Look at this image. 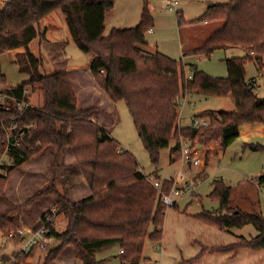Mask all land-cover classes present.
Returning a JSON list of instances; mask_svg holds the SVG:
<instances>
[{
	"label": "trees",
	"instance_id": "16d2710c",
	"mask_svg": "<svg viewBox=\"0 0 264 264\" xmlns=\"http://www.w3.org/2000/svg\"><path fill=\"white\" fill-rule=\"evenodd\" d=\"M113 9L112 0H8L4 7L0 5V86H7L2 56L25 48L31 65L28 81L0 93L20 103H28L29 96L25 92L32 89L40 92L44 99L41 107L34 106L21 117L12 102L9 111L0 105V159L7 150L1 132L3 121L18 117L20 125L34 126L24 146L8 153L11 164L0 165V198H5L6 174L20 169L48 149L58 152L52 163L53 186L21 206L12 205L7 214H0V235L17 236L21 229L14 223L12 215L30 209L55 191V211L68 223L62 233L52 225L48 226V236L59 245L49 249L45 264H53L68 246L74 247L77 260L82 264H104L96 254L115 245L123 252L119 256L121 264H140L146 241L157 244L163 241L167 212V206L140 170L136 157L123 150L121 143L102 127L86 119L94 114V109L78 108L70 75L67 72L43 74L41 59L29 51L30 44L46 35L41 28L42 22L54 12L60 10L65 15L79 50L93 55L90 69L97 86L114 104L126 103L154 166L158 165L161 152L169 148L172 164L182 160L181 140H187L193 147L221 142L226 150L239 138L242 126L264 125V98L256 96L253 86L247 83L246 73L249 63L264 70V0L210 4L202 16L191 22L186 21L182 13H177L180 28L219 23L195 56H210L228 47L250 50L244 57L225 60L228 75L223 78L209 76L196 66L187 78L181 62L161 53L150 55L141 50L147 45L146 34L154 26L147 2L135 28L113 30L109 37H104L106 17ZM185 96L231 97L236 110H220L201 116L209 120L207 127L178 130V100ZM172 142L175 143L173 147ZM245 148L264 150V146L253 144H245ZM66 153L75 157L91 191V196L81 202H72L55 186L57 164ZM258 182L264 185V173ZM172 186L165 181L163 193L171 195ZM231 194L232 189L224 181L214 182L210 198L218 202L220 210L226 211L227 215L217 217L202 213L196 219L221 231L252 225L258 235L252 239L241 238L225 247H203L196 258L183 264H193L208 254L232 253L235 257L244 249L264 250L263 216L230 207ZM11 241L18 247L22 244L21 239ZM28 258L27 255L19 257L18 264H26Z\"/></svg>",
	"mask_w": 264,
	"mask_h": 264
},
{
	"label": "rangeland",
	"instance_id": "374dc122",
	"mask_svg": "<svg viewBox=\"0 0 264 264\" xmlns=\"http://www.w3.org/2000/svg\"><path fill=\"white\" fill-rule=\"evenodd\" d=\"M112 1L114 2V9L107 16L104 37H109L113 30L135 28L141 20L143 8L145 2H147L154 20L153 29L155 33L152 34L148 32L146 34L148 46H144V48L141 47L140 49L152 55L160 51L181 62L183 59L181 43L186 40H192L197 44V42L201 41L199 46L202 48L206 40V37L203 39L204 36H209L216 30L219 27V23L209 24L204 27L193 26L190 28H180L176 14L177 11L183 12L186 21H191L202 16L209 3L226 4L229 0ZM175 1L178 2V7L172 4ZM7 2L8 0H0V5L4 7ZM170 7H172L174 11L171 12L169 10ZM42 27L48 30V38L50 41H64L66 53L68 57L71 58L72 62L85 65L88 64L89 59L93 57L91 53L85 54L80 51L76 44H74L65 20V15L62 11H56L51 16L47 17L42 22ZM201 31L204 33L203 35ZM64 33L66 37L63 36ZM38 44L39 42L37 40L33 43V46L37 47ZM243 54L242 50H220L215 52L211 57L205 55L201 58L193 55L187 56L184 59V64L189 65L187 66L189 76H191L194 67L192 65H196L198 70L203 71L209 76L217 78L227 77L228 71L225 60L241 57ZM42 60L45 61L44 66L42 65L41 67L42 73L53 74V69L46 65L50 58L45 55ZM2 61L3 73L6 76L7 86L16 88L18 85L29 80L31 65L27 59L20 58L18 62H12L7 56H4ZM21 67L24 68L22 72L20 71ZM246 73L248 75L247 83L253 86L256 96L264 98V76L259 77L256 64L249 63L246 66ZM83 81L86 89L91 91L92 88L91 84L89 85V77ZM97 88L99 87L97 86ZM28 96L29 102L35 107H41L43 105L44 99L40 92L29 89ZM196 97H198L195 98L198 99L196 100L198 103L196 107H194V100H192L193 107L190 105L184 106V103H182L180 112L183 119V127H193V123H195L193 117L197 114H209L222 109L225 111L236 110L234 107V100L231 97ZM115 108L118 118L117 120L113 118L110 120V123H116L115 127L110 130L111 136L121 143L123 150L132 153L136 157L140 165V170L147 178H151L150 184L153 185L154 188L155 183H159L161 188H163V182L170 181L171 179L179 181L181 186H185L187 182H191L192 184L196 183V185H192L194 189H191L190 193L182 194L179 197L174 196L173 199L178 203V207H167L163 230L164 240L158 244L147 240L143 259L140 264H182L183 261L198 256L202 248L201 243L208 246H227L235 242L232 235L210 227L197 220L196 217H192L193 219L191 217L189 218V216H195L203 210L201 205L192 201V191L196 193V196L199 195L204 198V208L206 210L219 208V203L207 197L212 191V183L214 180L223 179L224 182L231 187L232 195L230 207L240 209L248 214H260L264 218V186L260 187L257 184L258 178L264 173V150L252 151L245 148V145L242 143L235 141L218 157H210L206 167L195 166L193 164L190 168L187 162H185L184 157L179 162L172 164L170 161L169 148L161 152L159 163L157 166H154L138 135L126 103L119 102L115 104ZM94 110V114L101 113L103 115V124L109 119L105 111H101L98 108H94ZM86 119H88V117ZM198 120H201V118ZM253 145L264 146V141L255 140ZM171 147H173V142L171 143ZM57 153V149H48L39 156L33 158L20 169L6 174L7 186L5 198H0V214H7L12 205L21 206L38 193L47 191L53 186L54 174L52 163L55 161ZM199 157L197 154L196 158ZM202 157L205 158L204 156ZM10 164L11 160L8 157L3 158L1 165L8 166ZM57 166L59 168L58 182L55 186L58 192L66 194L68 198L71 197L76 202H81L90 197L89 189L85 187V190L88 191L89 194L83 191V175L76 165L75 157L72 153L64 154L60 158ZM203 169H205V173L202 176V180L199 181L198 175ZM155 174L158 175L157 178ZM158 178H160V181ZM172 185V189L174 190L175 186L173 182ZM156 191L159 195L160 191L157 189ZM54 202H57V196L55 191H52L49 196L38 201V203L33 205L30 209H24L14 213L13 219L16 221L14 223L21 228V230L23 229L20 225H22L23 222V224L28 226L33 232H38L45 225L43 223V217H50L52 218V226L55 230L59 233L64 232L68 222L63 216H58L57 213L56 215L54 214ZM232 232L236 235L244 236L247 239L255 238L258 235V232L252 225H247L241 229H234ZM58 245L59 242L56 240L48 245L47 251L44 253V261L46 260L49 249ZM66 250L75 252L73 246H68L64 251ZM18 252H20L19 247H16L9 238L0 235V256L11 257L14 253ZM119 253L120 247L115 245L104 251L98 252L96 256L98 260L104 261V264H121ZM205 256L193 264H264V250H241L238 256L232 261L226 260L225 255L222 254H210ZM56 261L53 264H55Z\"/></svg>",
	"mask_w": 264,
	"mask_h": 264
},
{
	"label": "crops",
	"instance_id": "0c3cea01",
	"mask_svg": "<svg viewBox=\"0 0 264 264\" xmlns=\"http://www.w3.org/2000/svg\"><path fill=\"white\" fill-rule=\"evenodd\" d=\"M210 4H212V3H209L207 5V8H208V6ZM214 4H218V3H214ZM178 6H179V4L177 2V7ZM169 10L171 12L174 11V9L172 7H170ZM176 10H177V8H176ZM177 13H182V15H183V12L177 11ZM183 17H184V15H183ZM191 21H193V20H191ZM191 21H188V22H191ZM106 24H107V17H106ZM197 26L204 27V26H207V25H196V27ZM190 27H193V26H187V27H184V28H190ZM41 28H42V31H45L46 32V35L44 36L43 39L38 38V39H36L34 41V42H36L38 40L39 44L37 45V47H34L33 46V43L34 42L32 44H30L29 51L32 54H34L37 58L41 59V61H42L41 63H42L43 66L45 64V61L42 60V58H44L45 55L48 58H50V60L47 62L46 65L49 66V67H51L53 69L52 70L53 74L54 73H57V72H67L70 75V78H71V81H72V84H73V88L75 90V93H76V96H77V99H78V108L80 110H88V109L98 108L101 111H105V113L109 116V119L104 124L102 123L103 115L101 113L92 114V115L88 116V120H90V121L98 124L100 127H102L111 136V131L110 130L115 127V124L116 123L115 124H112V123H110V120H111V118H113L114 120H117L118 117H117V114H116V108H115V104L112 102V100L100 88H97L96 83L94 82V79H93L92 74H91V69H90V64H91V61H92V57L89 59L88 64H85V65L77 64L76 62L75 63L72 62L71 61V58H69L68 55H67V53H66V45H65L64 41H62V40H60V42H58V41L57 42L50 41L49 38H48V30L46 28H44V27H41ZM149 33L154 34L155 33V30L152 29ZM203 34L204 33L202 32V35ZM63 36L66 37L65 33H64ZM205 37L207 38L208 35H205L203 39H205ZM71 38H72V36H71ZM72 41H73V39H72ZM200 42H197V44H196L192 40H186L185 42L181 43L182 54H183V59L181 60V63L184 66L185 76L187 78H190L191 76L188 75L187 66H189V65L184 64V59L187 56H192V55L195 56L194 55L195 52H197V51H199L201 49V46H199V43ZM146 46H148V45H146ZM221 50H223V51H228V50H242L244 54L241 57L246 56L250 52L249 49H247V48H241V47H228V48H224V49H221ZM26 51L27 50L25 48H22V49H18V50L9 52V53H7L4 56H7L12 62H18V59H20V58L25 59V60L27 59V57H26ZM143 51L145 53H147V54H150V53L146 52L145 50H143ZM217 51H220V50H217ZM217 51H215V52H217ZM157 53L164 54V53H162L160 51H158ZM150 55H152V54H150ZM164 55H166V54H164ZM212 55H210L208 57H211ZM4 56L1 57L2 70H3V61H2V58ZM166 56H168V55H166ZM202 56H204V55H198L197 57L198 58H201ZM170 58L173 59V60L178 61L175 58H172V57H170ZM234 58H237V57H234ZM192 66H196V65H192ZM258 72H259V77H263L264 76V70H259L258 69ZM87 77H89V85L91 84V88H92L91 91L86 89V86H85L84 81H83ZM220 78H223V77H220ZM247 78H248V75H247ZM8 89H12V88H10L9 86H0V92L1 91H4V90H8ZM195 98H198V97H196V96H185V97H183L181 99L180 106H182V103H184V106L190 105V106L193 107L192 100H194V107H196L198 105V103H197L196 100H198V99H195ZM234 107L236 109V106L235 105H234ZM180 111H181V109H179V112ZM216 111H220V110H216ZM232 111H235V110L233 109V110H230L228 112H232ZM203 115H207V113L206 114H197V115H195L193 117L194 122H195V120L197 121L199 118H201V116H203ZM201 119H205V118H201ZM98 120H100V121H98ZM182 120L183 119H182L181 112H180L179 113V117H178V121H177V129L178 130L195 128V124L194 123H193V127H189V128L188 127H183ZM255 140L264 141V125L263 124L245 125V126H242L240 128V136L236 140L237 142L242 143L243 145H245V144H253ZM174 145H175V143L173 142V146ZM196 147H197L196 149H197L198 157L200 156L198 159H200V161H201V163H200L199 166H205V167L208 165V162H209L210 157H218L220 154H222L225 151L223 149V145H222L221 142L220 143H213V144H211V145H209L207 147H203L201 145H197ZM202 156H204L205 158H203ZM187 164L191 168L192 165H193V162L192 163L191 162H187ZM204 173H205V169H203V171L200 172V174L198 175V180L199 181L202 180V176L204 175ZM155 176H156V178L158 177L157 174H155ZM158 179L160 181V178H158ZM82 180L84 182L83 183L84 184L83 185V187H84V190L83 191L87 194L88 191L85 190V187H86V189H89V190H90V188L88 187V184H87L86 180L84 179V177H82ZM221 180L224 181L223 179H221ZM217 181H220V179L219 180H214V182H217ZM168 182H170V183L173 182L174 183L175 188H174L173 191L178 192V195L176 197H179L182 194L190 193L191 189H194V186H192V185H196V183L195 184H192L191 182H187L185 186L184 185L181 186L180 182L177 181V180H174V179H171ZM214 182L212 183V191L207 196L208 199H210V200H211L210 196H211V194H212V192L214 190ZM257 184L260 187L261 186H264V185H261L258 181H257ZM88 194H89V192H88ZM70 196H71V194H70ZM89 196H91V191H90V195ZM172 196L174 198L175 195L172 194ZM191 198H192V201L194 203H197L198 205H201V207L203 208V210H202V212H200L199 214H197L195 216H189L188 215L189 218L190 217L191 218L192 217H196V216H198V215H200L202 213L214 214L217 217L218 216H221V215H227V212L226 211L220 210V205H219V208L218 209L206 210L204 208V198L201 197V196H199V195L196 196V193H193V191H192ZM69 199H71L72 202L77 203L71 197ZM54 204H56V202H54ZM176 207H178V203H177V206ZM12 218H14L13 215H12ZM13 221L16 222L15 219H13ZM20 227H22V229L23 230H26V231H30V232L33 231V230L29 229L28 226H26L25 224H23V222H22V225H20ZM234 229H237V228H234ZM234 229H229V230L221 231L223 233H227V234L232 235L234 237V239H235L234 241L235 242H233V243H231L229 245H232L234 243H237L241 238L247 239L244 236H239V235H236L234 232H232ZM163 230H164V228H163ZM249 239H252V238H249ZM13 244L15 245L14 242H13ZM201 246H202L201 251H202L203 247H206V248L225 247V246H208V245H203L202 243H201ZM16 247H18V246H16ZM67 252H68V255H67ZM119 254L120 255L122 254L121 249H120V253ZM219 254L225 255L226 260H231V261L234 260L238 256V254H237L235 257H232V253H219ZM208 255H210V254H208ZM0 257H3V256H0ZM193 259L194 258H192L190 260H193ZM190 260H185V261L182 262V264L184 262H187V261H190ZM44 263H45V261H44V252L41 249L37 248V249L34 250V252L28 258L26 264H44ZM55 264H82V263L77 260V257L75 255V252L74 251H70V250L67 251L66 250L58 258V260L56 261Z\"/></svg>",
	"mask_w": 264,
	"mask_h": 264
},
{
	"label": "built area",
	"instance_id": "2783aa9c",
	"mask_svg": "<svg viewBox=\"0 0 264 264\" xmlns=\"http://www.w3.org/2000/svg\"><path fill=\"white\" fill-rule=\"evenodd\" d=\"M174 6H177V2L172 3ZM25 94H28V92H25ZM179 101V109H181L180 102ZM13 103L15 107H17L16 112L18 113L19 117L24 116V114L34 107L32 103L28 102H18L16 99L9 97L7 95H4L0 93V105L5 109L6 111H9L10 104ZM195 128L198 127H207L210 125V122L208 119H201L195 121ZM34 128L33 125H20L18 122V117L11 118L7 121L2 122L1 126V132L4 134V139L6 141L7 150L6 152L1 156L0 159V165L2 163L3 158L8 157V153L12 150H20L24 144L26 137L28 133ZM181 146L183 150V157L186 162H193L195 166H199L201 161L200 159L196 158L197 156V147L192 146L187 140H181ZM30 150V149H29ZM9 158V157H8ZM196 158V159H195ZM148 181L151 182V178H148ZM155 188L160 191L159 196L161 197L163 203L168 208H174L177 206L176 201L173 199V195L177 196L178 192L172 191L171 195H165L162 191V188L159 183L154 184ZM56 215V211H53ZM52 218L46 217L45 221L43 223L45 224L43 228L38 232L33 231H26L21 230L18 235H10V240H22V244L20 245V252H18L17 256L12 255L11 257H0V264H18L19 263V257L24 256H31V254L34 252L35 249L39 248L44 253L47 251L48 245L54 241L55 239L52 237H49V229L48 226L52 225ZM123 254V252H122Z\"/></svg>",
	"mask_w": 264,
	"mask_h": 264
}]
</instances>
